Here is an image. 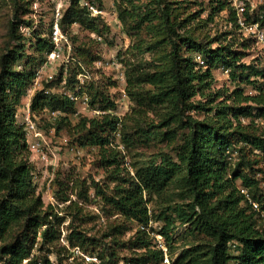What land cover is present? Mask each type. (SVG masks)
I'll use <instances>...</instances> for the list:
<instances>
[{"label": "trees", "instance_id": "obj_1", "mask_svg": "<svg viewBox=\"0 0 264 264\" xmlns=\"http://www.w3.org/2000/svg\"><path fill=\"white\" fill-rule=\"evenodd\" d=\"M174 2L179 1L154 0L151 10L141 15L140 26L149 23L146 29H149L152 41L145 48H137L149 52L159 50V53L148 66L135 67L127 78L126 90L136 105L124 117L123 129L129 146L136 138L140 143L166 142L175 154L160 151L152 161L139 167L136 175L124 179L128 187L117 184L116 192L110 196L96 186L97 193L104 194L111 204V214L117 215L115 221L120 220L111 225L113 229L104 234V239L115 238L136 222L140 226L148 225L153 216L148 207L152 196L175 184L180 186L178 192L186 202L175 203L173 209L163 211L155 219L159 223L158 220L164 221L159 231L171 252L188 233L207 238L183 250L175 264H264V218L258 212L260 209H254L241 191L246 188L251 194L260 184L254 167L258 161L250 159L245 149L250 146L252 151H260L264 158V131L258 133L255 121H252L253 127H246L241 118L264 121V86L258 80H251L250 74L244 75L245 65H238L239 57L235 52L225 46L212 47L211 42L205 44L186 30L194 16L189 14L186 19L178 20L180 8L173 6ZM228 7L226 2L216 0V7L212 9H228L229 21L239 26L236 11ZM152 10H155L153 19L149 15ZM81 12L91 13V10L81 0H71L62 17L64 33H67V25H72L78 18L77 13ZM123 13L136 14L129 9ZM25 16L26 13L21 18L17 12V21L11 25V37L16 44L0 58V257L4 258V264H53L49 257L51 253L60 256L63 251H68L60 242V229L65 221V216L60 214L63 211L68 214L74 206L79 211L83 207L62 191H58V198L64 203L69 202L64 209L56 211V206H46L31 174L27 131L17 121L16 105L26 95L35 74L13 66L14 60L22 57L26 44L32 41V37H27L20 29L24 24H32ZM156 19L158 22L155 23ZM36 46L37 51L46 52L47 57L54 42L51 37H40ZM191 51H198L205 58L206 68L189 55ZM220 64L235 72L243 67L240 83L255 86L256 93L247 94L240 87L232 91H213V69ZM255 72L264 79V71ZM106 101L103 91L99 90L93 94L91 104ZM102 106L103 110L116 107L114 103ZM49 108H61L75 114L76 102L65 96L48 95L45 90L38 92L31 102L32 116H39ZM118 121L110 113L92 118L82 116L72 127L86 133L83 145L97 146L105 159L109 154L105 166H114L110 178L114 183L119 181L125 169H122L117 151L111 147L110 133L116 129ZM237 147L242 159L234 167L236 164L230 161L227 152ZM81 186L86 188L78 196L88 200L89 187L85 183ZM145 193L151 199H147ZM183 224H187L186 229L174 237L175 230ZM137 237L138 248L142 251H137V257L124 264H161L162 252L155 248L154 238L141 229L137 231ZM114 238L104 244L107 254L102 249L98 251L102 264L110 263L106 262L107 258L113 264H119L118 260L114 261L116 252L112 244H118ZM66 239L70 247L88 244L97 248L99 242L75 229ZM233 244H236L237 255L230 253ZM36 245L39 246L38 254L33 253Z\"/></svg>", "mask_w": 264, "mask_h": 264}, {"label": "rangeland", "instance_id": "obj_2", "mask_svg": "<svg viewBox=\"0 0 264 264\" xmlns=\"http://www.w3.org/2000/svg\"><path fill=\"white\" fill-rule=\"evenodd\" d=\"M88 1L99 12L77 13L78 18L75 22L72 25H67L66 35L72 45V50H67L61 60L48 66L46 65V52H38L36 45L40 37H51L54 8L52 1L0 0V58L8 48L14 47L16 44L11 37V25L12 22L17 21V12L21 18L26 13L25 18L32 21L30 25L20 26L21 32L29 38L32 37V41L26 44L22 57L14 60L13 66L35 74L34 79L27 87L26 95L16 105L17 121L27 131V140L31 150L29 166L33 180L37 183L38 191L42 193L46 206L54 205L56 211L64 209L69 202L64 203L58 198V191H62L63 194L73 201H77L83 207V210L79 211V208L74 206L69 209L68 214L65 211L60 214L65 216V221L60 229V242L66 245L68 251H63L60 256L51 253L49 257L53 264H96L88 262L82 253L98 256V251L102 249L107 254L104 244L111 241L110 238H114V236L104 239V234L112 231L111 225L120 221H115L117 215L111 214L112 206L101 192L110 196L116 192L117 184H124V187H128L124 183V179H129V175H136V170L152 161L160 151L173 156L175 154L166 142L140 143V140L137 141L136 138V142L129 146L124 137L126 133L123 129L124 117L136 105L126 90L127 78L135 67L148 66V63L159 53V50L149 52L140 51L137 48H145L152 41L149 29H146L149 23H143L141 26L140 23L142 13L151 10L154 0ZM177 1L179 2H174L173 6L180 8L178 20L186 19L189 14L194 16L186 30L191 31L194 37L205 44L211 42L212 47L225 46L235 52L239 57L238 65H245L244 75L250 74L251 80H258L264 86V79L255 72L257 70L264 71V38L259 37L260 33H264V0H222L236 11L239 26L229 21L230 11L228 9L222 11L212 9L216 7V0ZM125 9H129L131 12L135 11L136 14L127 15L123 13ZM153 12L155 10L149 14L151 19H153ZM211 15L212 17H210ZM94 18H97L96 21ZM239 19L245 23V28L240 24ZM154 22L156 23L158 20L156 19ZM33 31L36 33L34 34ZM189 55L194 57L201 67L206 68V60L198 51H191ZM69 57H74L75 60L70 61ZM242 70L243 67L240 71L235 72L224 64L215 67L213 69L215 82L212 90L232 91L240 87L247 94H255V86L249 83H240ZM80 71L87 74L84 85L90 98L88 103L77 102L75 114L68 110L63 111L61 108H49L39 116H32L31 102L38 92L45 90L48 95L68 97L67 93L77 87ZM99 90L103 91L107 101L104 104L93 105L91 104L92 96ZM111 103L116 105L114 109L103 110L102 105ZM108 113L116 116L119 120L116 129L110 133L111 147L120 156L123 163L122 169L125 168L119 181L115 183L110 180L114 166H105V160L109 154H106L107 158L105 159L97 146L83 145V141H86L84 137L86 133L77 132L72 128L79 123L82 116L92 118ZM151 116L153 117V114ZM199 117L204 116L199 115ZM66 119L70 121V125ZM30 121L35 125V129L29 124ZM241 121L246 127L252 126V121H255L258 133L264 131V121L260 118L242 117ZM128 132L131 130L129 129ZM245 151L250 159L258 161L254 167L260 184L252 189L250 198L259 204L260 211L258 212L264 218L262 209L264 207L263 154L258 150L252 151L250 146H247ZM227 155L230 161L236 164L234 167L238 166L242 159L239 148L230 150ZM82 183L89 187L88 200L78 196V193L83 192L86 188L81 186ZM97 185L100 193H97ZM178 191H180V186L176 187L174 184L159 195L152 196L148 207L150 213H153V222L159 223L156 222V217L169 208L173 209L175 203L186 202ZM145 197L151 199L147 193H145ZM158 221L160 223L157 227L160 229L164 225V221L163 219ZM74 229L84 231L87 237L96 238L99 241L97 248L88 244L86 247H70L66 238ZM139 229L144 231L136 222L128 231L123 230L115 236L114 239L118 244H112L116 252L114 261L118 260L119 264H124L126 260L136 258V253L142 251V248H138L140 241L137 231ZM205 239L207 238L204 236L188 233L179 241L176 250L180 254L183 250L190 249L194 244L202 243ZM38 248L39 246L36 245L33 250L34 254L39 253ZM94 248L97 251L93 252ZM230 253L238 254L236 244L230 247ZM70 254H72L71 257ZM106 262L113 264V261L108 258ZM0 264H4V258L0 257ZM146 264L154 263L147 262Z\"/></svg>", "mask_w": 264, "mask_h": 264}, {"label": "built area", "instance_id": "obj_3", "mask_svg": "<svg viewBox=\"0 0 264 264\" xmlns=\"http://www.w3.org/2000/svg\"><path fill=\"white\" fill-rule=\"evenodd\" d=\"M54 4L53 8V20H52V25H51V39L54 42V48L53 50L47 55V62L46 65L50 66L54 64L57 60H61L65 56V52L67 50L71 51L72 50V45L69 41V38L67 37L66 33L62 30V17L65 13L66 8L70 6L71 0H50ZM81 3L88 7L91 12L93 13H98V9L94 7L92 3H90L88 0H81ZM244 10V8H242ZM101 12V11H100ZM240 15V14H239ZM239 22L244 28L246 27L245 23L242 21V19H239ZM248 29V28H247ZM259 37L261 39L264 38V33H260ZM70 61L75 60L74 57H69L68 58ZM85 78H87V74H85L83 71L79 72L78 75V83L77 87L73 91H69L67 93V96L70 100L74 102H84L88 103L90 98L85 90V85L84 81ZM30 110V107H28ZM29 120V119H28ZM29 124H31V127L35 129V125L30 121ZM241 191L246 197L248 198L249 202L252 204L254 209L259 210V204L253 199L250 198V194L248 189L246 188H241ZM159 223H155L151 220V222L146 225V226H141L143 230H145L149 236L154 238V243H155V248L159 249L162 252V258H161V264H175L176 263V258L179 255V252L174 251L171 252L170 246L168 242L166 241L165 237L161 232L159 231L157 225ZM187 227V224H183L179 226L175 230L174 237H177L180 235ZM79 252V248L77 249ZM84 258L88 262H95L96 264H102L101 259L98 256L94 255H87L82 253ZM100 259V260H99Z\"/></svg>", "mask_w": 264, "mask_h": 264}]
</instances>
